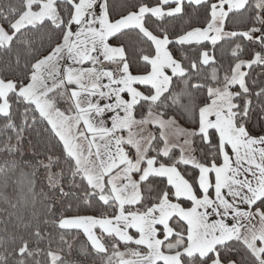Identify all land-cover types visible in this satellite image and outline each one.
Returning <instances> with one entry per match:
<instances>
[{"label":"snow or ice","instance_id":"obj_1","mask_svg":"<svg viewBox=\"0 0 264 264\" xmlns=\"http://www.w3.org/2000/svg\"><path fill=\"white\" fill-rule=\"evenodd\" d=\"M264 264V0H0V264Z\"/></svg>","mask_w":264,"mask_h":264},{"label":"trees","instance_id":"obj_2","mask_svg":"<svg viewBox=\"0 0 264 264\" xmlns=\"http://www.w3.org/2000/svg\"><path fill=\"white\" fill-rule=\"evenodd\" d=\"M85 260H86V262H87V263H89V264H90V261H89V260H87V259H85Z\"/></svg>","mask_w":264,"mask_h":264},{"label":"rangeland","instance_id":"obj_3","mask_svg":"<svg viewBox=\"0 0 264 264\" xmlns=\"http://www.w3.org/2000/svg\"><path fill=\"white\" fill-rule=\"evenodd\" d=\"M84 264H89V263H87L86 260H85V261H84Z\"/></svg>","mask_w":264,"mask_h":264}]
</instances>
